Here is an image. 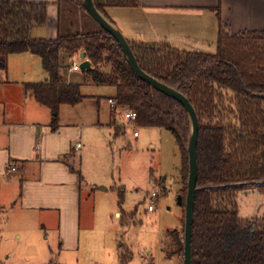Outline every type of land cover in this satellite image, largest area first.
I'll return each instance as SVG.
<instances>
[{"label":"trees","instance_id":"obj_1","mask_svg":"<svg viewBox=\"0 0 264 264\" xmlns=\"http://www.w3.org/2000/svg\"><path fill=\"white\" fill-rule=\"evenodd\" d=\"M139 2L93 0L111 22L108 8H133ZM56 4L59 34L44 39L33 38L31 30L46 24L47 3L0 0V71H7L12 54L28 52L40 58L46 80L24 83L22 90L50 110L55 129L59 107L77 105L86 97L81 84L69 82L72 62L65 64L62 55L73 61L83 51L92 66L83 71L84 82L114 86L112 100L117 108L135 112V125L165 129L174 136L180 151L179 191L184 207L189 174V122L184 108L131 70L118 43L91 19L81 0ZM217 18L212 53L178 49L165 41L128 43L141 69L180 91L196 111L192 264H264V220L240 218L236 202L239 191L264 192V184H258L264 180V33L232 35L219 10ZM114 127L116 133L121 129ZM122 201L119 192V204ZM167 238V258H182L183 230L168 231Z\"/></svg>","mask_w":264,"mask_h":264},{"label":"rangeland","instance_id":"obj_2","mask_svg":"<svg viewBox=\"0 0 264 264\" xmlns=\"http://www.w3.org/2000/svg\"><path fill=\"white\" fill-rule=\"evenodd\" d=\"M107 10L108 17L125 33L126 9ZM197 47L215 52L216 40ZM23 56L9 57L7 73L0 71V149L7 145L5 123L19 117L25 119L20 121L29 122L49 118L51 122L53 118L50 110L18 93L15 87L19 88L24 81L45 79L38 73L43 70L40 58L33 55L32 59L27 52ZM6 78L18 82L3 83ZM115 91L114 86L83 82L81 93L86 97L77 105L59 107L57 125L72 124L86 133L77 140L82 149L73 152L70 160L81 174L76 243L63 244L59 232L54 230L55 224L44 229L5 205L0 208V264H183V256L167 258L165 252L169 243L167 232L184 230V207L178 204L181 159L176 140L165 129L139 127L126 119L123 112H114L109 100ZM115 123L121 125L118 133ZM2 167L4 173L13 176L7 171V161ZM152 191H157L159 197L154 211H149ZM119 192L123 196L121 204ZM236 202L240 218L264 220V192L239 191ZM116 211L122 214L121 218Z\"/></svg>","mask_w":264,"mask_h":264},{"label":"crops","instance_id":"obj_3","mask_svg":"<svg viewBox=\"0 0 264 264\" xmlns=\"http://www.w3.org/2000/svg\"><path fill=\"white\" fill-rule=\"evenodd\" d=\"M25 1L48 4L46 24L32 28L31 36L56 38L59 34L57 0ZM124 9L123 35L129 41H165L178 49L187 50L190 46L188 50L202 51L198 45L217 38V10L222 23L232 35L248 31L264 33V0H140L138 6ZM24 54H12L9 57H22ZM31 57L33 59V54ZM62 59L65 64L72 62L68 73L69 82L82 85L84 80L83 71L79 69L82 62L80 56L77 55L71 61L62 55ZM73 63L77 64L76 68L72 67ZM38 71L41 78L45 77L42 81H45L46 72ZM17 82L7 78L3 81L9 84ZM24 83L29 82H22L19 88L15 86L18 93L35 101L23 93ZM43 114L48 115V112ZM20 120L25 119L19 117L4 124L8 135L6 147L0 149V208L7 205L10 210L30 217L44 229L55 224L54 230L59 232V241L72 245L77 241L75 228L79 223L81 174L70 164V160L73 152L82 149L81 141L77 140H81L86 133L72 124L57 125V122L53 129L50 118L49 121ZM116 123L115 126L121 127ZM91 125L95 127L93 123ZM77 143L80 144L78 149L75 147ZM4 161L8 164L7 171L13 176L9 172L4 173ZM20 170H23L22 173ZM115 213L120 215L119 211ZM69 225L71 227L68 228Z\"/></svg>","mask_w":264,"mask_h":264},{"label":"water","instance_id":"obj_4","mask_svg":"<svg viewBox=\"0 0 264 264\" xmlns=\"http://www.w3.org/2000/svg\"><path fill=\"white\" fill-rule=\"evenodd\" d=\"M82 5L91 17V19L111 35L120 46L124 57L129 64L131 70L144 82L150 85L155 90L163 93L169 98L174 99L184 108L189 122V132L187 136V152H188V163H189V174L187 181V191L184 201V230H183V264H192V225L194 220V206L196 197V180H197V158H196V146L198 138V118L196 111L192 104L189 102L186 96H184L177 89L168 86L167 84L160 82L148 73L143 71L134 56V53L128 43V40L123 35L121 30L108 18H106L100 11L95 7L93 0H81ZM82 62L79 64L81 71L90 70V62L84 59V52L79 53ZM258 184H264V180L258 182ZM239 185V184H237ZM102 190H106L105 187H101ZM178 204H182V196H178Z\"/></svg>","mask_w":264,"mask_h":264},{"label":"built area","instance_id":"obj_5","mask_svg":"<svg viewBox=\"0 0 264 264\" xmlns=\"http://www.w3.org/2000/svg\"><path fill=\"white\" fill-rule=\"evenodd\" d=\"M72 67L76 68L77 67V64L76 63H73ZM109 105L112 108V110H114V111L116 110L119 113H122L123 112V116L135 125V123L133 122L136 119L135 112L130 111V110H124V109L117 108V106L115 105V102L112 99L109 100ZM136 135H137V133L134 132V136H136ZM75 147L76 148H80V144L77 143L75 145ZM158 197H159V193L157 191H152L149 194V199H148V202L149 203H148V207H147L149 211H154L155 204H156V202L158 200Z\"/></svg>","mask_w":264,"mask_h":264}]
</instances>
